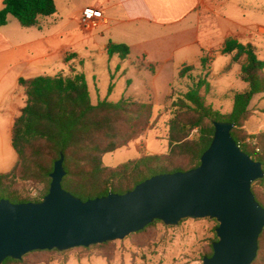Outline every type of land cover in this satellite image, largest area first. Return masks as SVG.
Listing matches in <instances>:
<instances>
[{
    "label": "trees",
    "instance_id": "1",
    "mask_svg": "<svg viewBox=\"0 0 264 264\" xmlns=\"http://www.w3.org/2000/svg\"><path fill=\"white\" fill-rule=\"evenodd\" d=\"M55 13L54 0H4L0 27L7 24L9 17L22 28L37 27L41 18ZM121 52L127 55V46L110 44L107 48L109 57ZM219 53L230 56L232 63L240 66L239 79L246 85L240 91L229 92L231 111L221 113L207 105L201 94V90L208 92L210 88L208 67L213 63V55L204 54L198 65L208 72L203 70L192 76L195 67L183 65L177 77L188 79L187 90L166 97L171 100L167 153L146 154L114 168L104 165V156L126 147L146 126L153 110L152 95L141 99L123 96L117 102L105 99L93 104L84 74L74 69L68 74L19 79L26 103L11 133L17 162L10 172L0 174V200L13 204L41 202L49 191L50 174L61 154L65 171L62 189L83 202L111 193L123 195L156 175L187 172L198 167L201 155L210 146L214 122L234 124L231 137L245 154L260 163L264 172V131L249 134L245 128L253 98L264 97V61L257 58L251 45L234 40H227ZM146 91L153 94L151 89ZM36 185L37 195L32 196L30 190ZM251 191L264 209V177L253 182ZM157 223L162 222L155 220L136 234L145 233ZM216 241L215 236L202 260L212 256ZM108 244L78 248L88 251ZM39 253L63 255L65 251H34L21 260L5 259L2 264H26L28 256ZM252 264H264V228Z\"/></svg>",
    "mask_w": 264,
    "mask_h": 264
},
{
    "label": "water",
    "instance_id": "2",
    "mask_svg": "<svg viewBox=\"0 0 264 264\" xmlns=\"http://www.w3.org/2000/svg\"><path fill=\"white\" fill-rule=\"evenodd\" d=\"M214 134L198 167L161 174L123 194L81 201L62 189L64 157L55 161L47 195L39 203L0 200V264L34 251L59 252L123 240L158 220L214 219L217 241L202 264H252L264 228V209L251 191L262 179L231 137L234 124L214 122Z\"/></svg>",
    "mask_w": 264,
    "mask_h": 264
},
{
    "label": "crops",
    "instance_id": "3",
    "mask_svg": "<svg viewBox=\"0 0 264 264\" xmlns=\"http://www.w3.org/2000/svg\"><path fill=\"white\" fill-rule=\"evenodd\" d=\"M3 1L0 0V10ZM54 3L56 13L41 18L37 27L22 28L12 17L0 27V174L10 172L17 162L11 133L26 103L18 80L42 75L53 62L57 66L51 71L53 76L68 74L71 69L77 71L71 65L72 60L83 55L79 51L68 55L72 37L83 41L89 59L108 58L110 44L125 45L127 56L133 59H153L162 64L177 60L180 65L177 73L183 65H198L204 54L213 55V62L214 55L223 56L226 67L230 66L229 72H234L239 83L228 86L223 80L229 72L219 73L220 80L217 83L212 80L210 87L221 93L240 91L246 86L239 79L240 66L232 63L230 56L219 53L227 40L251 45L257 58L264 59V0H54ZM86 7L96 9L100 16L95 30L80 25V14ZM80 29L87 34L81 39ZM126 59L134 65L133 60ZM216 75L211 67L212 79ZM127 87L135 91L132 80ZM256 103L264 109L263 96L254 97L250 107Z\"/></svg>",
    "mask_w": 264,
    "mask_h": 264
},
{
    "label": "rangeland",
    "instance_id": "4",
    "mask_svg": "<svg viewBox=\"0 0 264 264\" xmlns=\"http://www.w3.org/2000/svg\"><path fill=\"white\" fill-rule=\"evenodd\" d=\"M79 32L80 39L81 36L87 35L81 29ZM81 41L72 37L67 53L70 55L79 51L83 55L73 59L71 65L85 75L93 103L105 99L117 102L123 96H133L137 99L153 96V110L146 126L140 128L126 147L104 156V165L114 168L137 159L140 155L167 153V123L171 116V100L166 97L172 92H185L189 85L187 78L177 77V68L180 66L178 61L169 64H162L153 59L143 61L141 57L133 59L123 52L108 58L89 59ZM126 58L133 60L134 65L126 62ZM258 59L264 60L262 56ZM54 63L40 76H53L51 71L57 67ZM193 66L196 70L192 72V76L199 75L204 70L199 65ZM211 67L212 73L217 74L213 79ZM208 68L210 85L212 80L214 83L220 80L219 73L225 74L230 70V66L226 67L225 57L217 55H214L213 66L211 64ZM129 80L133 81L135 91L128 89ZM223 81L228 83V86H236L238 82L233 71L226 74ZM152 88L153 94L146 91ZM229 92L221 93L213 87H210L208 92L201 90L207 105L213 106L223 114L232 109ZM250 111L251 117L245 124L247 132L257 134L264 131V109L256 103L250 107ZM37 187L36 185L30 190L32 196L37 195ZM217 226V221L209 218L184 219L175 226L157 223L143 234H131L123 240L109 242L108 245L94 247L88 251L74 248L65 251L63 255L33 254L26 258V264H202L203 253L208 251L215 238Z\"/></svg>",
    "mask_w": 264,
    "mask_h": 264
},
{
    "label": "built area",
    "instance_id": "5",
    "mask_svg": "<svg viewBox=\"0 0 264 264\" xmlns=\"http://www.w3.org/2000/svg\"><path fill=\"white\" fill-rule=\"evenodd\" d=\"M79 21L83 29L95 30L99 27L100 16L96 11V9L91 7H86L82 10ZM263 33H264V29H263Z\"/></svg>",
    "mask_w": 264,
    "mask_h": 264
}]
</instances>
